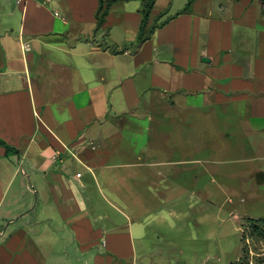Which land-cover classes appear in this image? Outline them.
Instances as JSON below:
<instances>
[{
	"label": "crops",
	"instance_id": "obj_1",
	"mask_svg": "<svg viewBox=\"0 0 264 264\" xmlns=\"http://www.w3.org/2000/svg\"><path fill=\"white\" fill-rule=\"evenodd\" d=\"M185 5L153 9L137 49L140 0L100 25L99 0H0V264L152 257L154 208L171 216L167 196L184 188L174 176L211 162L176 153L174 114L200 124L201 140L241 129L263 147L262 0H194L179 14ZM147 111L149 139L125 140Z\"/></svg>",
	"mask_w": 264,
	"mask_h": 264
},
{
	"label": "rangeland",
	"instance_id": "obj_2",
	"mask_svg": "<svg viewBox=\"0 0 264 264\" xmlns=\"http://www.w3.org/2000/svg\"><path fill=\"white\" fill-rule=\"evenodd\" d=\"M187 2L157 0L153 14L170 6L173 13ZM162 22L163 18L159 19ZM157 103L166 104L164 100ZM149 114L131 118L129 127H124L125 140L143 143L149 139L147 118H140ZM174 116L173 124L168 125L172 124L176 153L211 162L189 164V171L174 176L184 188L181 192L175 186L168 194L165 208L171 216L166 220L159 217L161 210L154 208L158 217L147 228L145 243L155 252L141 264H264V145H251L241 129H232L229 136L216 140H201L200 124L193 121L188 126L182 116ZM128 155L127 163H133V146ZM250 157L256 161H248ZM128 183L132 191L131 181Z\"/></svg>",
	"mask_w": 264,
	"mask_h": 264
},
{
	"label": "trees",
	"instance_id": "obj_3",
	"mask_svg": "<svg viewBox=\"0 0 264 264\" xmlns=\"http://www.w3.org/2000/svg\"><path fill=\"white\" fill-rule=\"evenodd\" d=\"M123 1H131V0H99V6H98V9L96 12V19H97L98 25L102 24V22L105 19V16L108 14L109 10L112 8V6L114 4H116L118 2H123ZM140 1L142 2V5H143V8H142L143 17H142L141 27H140V31H139V40H138L137 49L140 48V46L143 44L144 40L147 37V35L145 33L146 23H147V21L150 17V14H151V12H152V10L155 7V4L157 2V0H140ZM193 1L194 0H188L187 4L179 12V14L188 12L191 8ZM162 15L163 14H160L158 19H160V17ZM163 23L164 22H162V24ZM154 28H155V26H153L149 32H153Z\"/></svg>",
	"mask_w": 264,
	"mask_h": 264
},
{
	"label": "built area",
	"instance_id": "obj_4",
	"mask_svg": "<svg viewBox=\"0 0 264 264\" xmlns=\"http://www.w3.org/2000/svg\"><path fill=\"white\" fill-rule=\"evenodd\" d=\"M28 0H15V2L18 4V5H25L27 3ZM42 4H45V5H48L52 0H39ZM55 15L56 16H59V13L58 12H55ZM23 49L25 51H29L31 49V46L29 43L25 42L23 43ZM79 176L81 175L80 173L78 174Z\"/></svg>",
	"mask_w": 264,
	"mask_h": 264
},
{
	"label": "water",
	"instance_id": "obj_5",
	"mask_svg": "<svg viewBox=\"0 0 264 264\" xmlns=\"http://www.w3.org/2000/svg\"><path fill=\"white\" fill-rule=\"evenodd\" d=\"M203 61H210L209 58L203 57L202 58Z\"/></svg>",
	"mask_w": 264,
	"mask_h": 264
}]
</instances>
